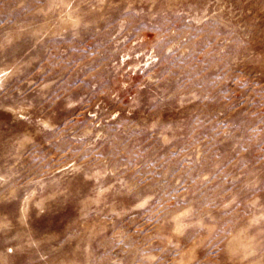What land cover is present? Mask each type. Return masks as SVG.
Wrapping results in <instances>:
<instances>
[{"label": "rangeland", "instance_id": "rangeland-1", "mask_svg": "<svg viewBox=\"0 0 264 264\" xmlns=\"http://www.w3.org/2000/svg\"><path fill=\"white\" fill-rule=\"evenodd\" d=\"M0 264H264V0H0Z\"/></svg>", "mask_w": 264, "mask_h": 264}]
</instances>
